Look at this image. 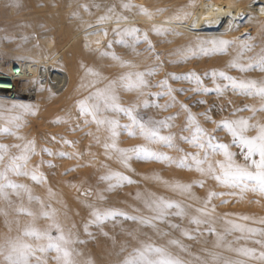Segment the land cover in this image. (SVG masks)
Returning a JSON list of instances; mask_svg holds the SVG:
<instances>
[{"label": "rangeland", "instance_id": "1", "mask_svg": "<svg viewBox=\"0 0 264 264\" xmlns=\"http://www.w3.org/2000/svg\"><path fill=\"white\" fill-rule=\"evenodd\" d=\"M135 1L130 3V0L128 2L126 0H47L43 10L49 13L60 10L57 13V21L65 26L71 22L70 19H77V24L85 20V24L91 23L93 26L102 23L100 20L102 16L118 18L129 13L132 15L142 14L141 6L151 12L156 19L169 18L174 15L172 11L165 9V3L168 0ZM69 2H72V5L70 4V8H67ZM124 3H129L133 7L125 9L122 6ZM109 9H113V11L110 12ZM160 9H164V11L161 12ZM68 10V14L65 13ZM4 12L0 16V58L4 59L5 65H7L14 59L15 52L26 48V43L30 39L27 31L23 29L24 20L15 16L9 9ZM138 29L140 30L139 42L133 36H121V32H115L110 38L113 39V42H109L108 37L104 36L102 38L104 42L101 40L95 42L93 48H90L92 51L75 55L70 51V57H66L58 66V69L67 73L69 77L70 85L67 90H72L79 101L85 100L97 88H104L109 81L118 80L127 72H155V75L145 76L149 86L143 89V94L138 91L119 90L120 103L125 105L124 100L128 97L131 100L130 106L140 105L139 114L141 116L157 121H164L168 117L175 116L176 119L170 121L174 126L171 128L162 127L161 134L174 135L176 147L169 148L162 143L149 144L147 140L137 134L135 137H129L124 139L123 143L121 142L127 148L148 144L151 149L172 157L173 161H178L185 153L197 152L198 149L181 139L182 136L191 134L183 131L188 112L181 105H187L196 115L200 124L222 143L231 144L232 137L226 131L218 130L217 124L206 119L202 115L203 113L210 115L211 119L217 123L225 119L235 120L241 117L252 118L250 123L253 124L264 123V111L255 113L249 110L238 111L245 109L246 106L259 109L264 103L260 98H247L237 93H230L232 92L230 89L227 90L228 93L225 91L222 96L213 91L207 94L198 93L191 90L196 87L194 83L175 80L170 75L195 72L203 78L205 86L213 88L212 79L205 74L211 73L213 70L219 72L218 70L223 71L222 69H224L226 71L228 67L223 68L222 66L224 65L223 60L230 56L228 51L222 56L219 53L198 55L184 60L181 50L188 47L195 48L199 40L207 39L176 34L170 29L161 35L156 34L153 28H148L146 31ZM251 29L248 27L243 33L240 32L238 40H240L239 44L243 46L253 44L250 49L255 51L263 46L254 44L256 36L255 31ZM145 32L148 41L154 47H150L149 43L144 40ZM93 34L96 33L92 31ZM122 39L124 43H121ZM107 43L108 46H106ZM113 53L121 60L130 62L131 66H122L120 61L112 58ZM182 60L183 62H181ZM89 69L99 75H93ZM256 76L259 77L258 74ZM166 79L171 88L175 90L173 92L175 106L170 108L163 106L172 103V96L164 95L157 98L152 95L167 90L155 86ZM216 83L225 84L227 82L217 78ZM180 89H188V91L182 92L179 91ZM35 90L37 95L31 99L28 97L12 99L8 96H0V128L10 127L17 132V135L25 138L18 140L16 136L0 134V144L9 145L10 154L18 155L19 149L11 148V145L34 140L35 154L31 155L24 171L29 173L35 171L38 176L42 174L45 178L36 182L31 179V175L8 174L9 179L13 182L26 185L31 190L33 199L29 201L28 193L23 189H7L8 199L0 197V246L6 245V241L18 237L29 243H37L34 238L23 236V232L26 228L33 226L44 230L51 223L50 220L42 218L40 215L42 211L40 202L42 201L43 210H56V219L63 227L65 234H70L75 241L68 247L72 251V258L76 264H123V261L133 254L134 249L141 248L144 244L163 246L185 264H236L237 261L242 264H264L259 259H251L238 251L241 248L255 249L257 256L261 251H264V234H261L264 232V223L261 222L264 221V195L252 191L242 192L240 188L222 186L210 175H202L194 169L178 167L175 162L143 159L133 162L129 159L127 166L122 162L111 166H99L78 159L64 160L46 157L43 148L47 145L38 135L40 126L36 118L42 110L43 97L45 96L39 86H35ZM145 101L152 106L144 108ZM201 101H206V103H201ZM13 104L33 105L35 114L24 112L19 108L13 109ZM156 104L162 107L157 108ZM101 115L109 118L114 117L122 124L130 123L128 118L123 115L110 116L107 113ZM15 116H19L20 119L13 121L12 118ZM76 116L77 119L80 117L89 118V122H93L91 116L82 115L80 109ZM16 124L20 125L18 129L15 127ZM256 134V130L248 132L249 136ZM179 149H183V151H179ZM231 151L237 153L236 159L239 162H244L239 148L232 145ZM212 159L213 161L223 160V156L217 155ZM50 161L52 163H49ZM36 162H38L37 165H35ZM46 162L49 164L44 165ZM7 163L6 157L5 165ZM120 170L124 174L128 171L138 173L141 179L139 181L132 180V183L124 182L122 186L110 190V184L117 182L104 180L102 177L110 172L120 173ZM63 172L65 174L60 176ZM199 181L203 182V186L197 183ZM177 182L192 185L190 193L182 194L178 190H173L171 185ZM16 191L20 192L19 196L15 194ZM210 192L224 193V195H216L209 200ZM37 197L39 200L36 199ZM159 197L179 202L184 207L186 214L184 216L175 215L176 210L172 209L171 214L165 220H153L155 228L142 224L140 218H152L155 215L149 209L148 204ZM21 208L35 213V218L21 212ZM109 209L118 210L126 213L129 217H137V219H125L124 216H117L100 225L90 223L94 219L92 215L94 210L103 212ZM198 209L204 211L201 212ZM193 217L200 219L202 223L199 225L192 223ZM243 217H248V219H243ZM234 224H240L245 229L254 228L260 231L256 233L240 231L233 228ZM173 225H178V227H173ZM52 233L57 235L55 229H52ZM172 240L179 241V245L170 243ZM79 241H83V243ZM55 256V252L48 253L47 264H57ZM0 264H4L3 256H0Z\"/></svg>", "mask_w": 264, "mask_h": 264}, {"label": "snow or ice", "instance_id": "2", "mask_svg": "<svg viewBox=\"0 0 264 264\" xmlns=\"http://www.w3.org/2000/svg\"><path fill=\"white\" fill-rule=\"evenodd\" d=\"M122 6L125 9L133 7V5L129 3H124ZM109 11L111 12L113 9H109ZM159 11L162 12L164 9H160ZM141 13L149 18L152 17V13L146 8H143V6H141ZM175 18L180 19L179 16ZM107 19H110V17H100L101 22ZM123 19H127V17H123ZM192 27L195 28L196 25L194 24ZM153 30L158 35L169 31L162 26H154ZM139 32L140 30L138 28H129L122 30L120 34L121 36H133L136 41L139 42ZM143 38L149 43L150 47H154L151 45V42L148 41L146 32L143 34ZM121 43H124L123 39L121 40ZM233 43L234 41L216 38L199 40L197 47H188L187 49L181 50V55L184 60H186L198 55L226 54L228 47ZM250 47V45H244L245 50H250ZM112 58L120 61L122 66H131L130 62L121 60V58L114 53L112 54ZM181 62H183V60ZM229 67L236 68L241 72H248L256 68H258L259 71L264 72V54H261L258 59L250 60L247 65L241 64L238 58L233 59L230 62ZM89 72L93 75H99V73L92 72L91 69H89ZM146 75H155V72H127L118 80L109 81L104 88H97L88 98L78 102L82 115H90L93 122L98 126H106L107 130L110 132L111 143H105L104 147L106 149L114 150L125 166H127V162L132 156L143 160L168 161L170 163L175 162L178 167L188 168L189 170L194 169L202 175H210L222 186L240 188L242 192L252 191L264 195V123H250L252 118L241 117L235 120L225 119L217 123L211 119L210 115L203 113L202 115H204L206 119L217 124L218 130L226 131L232 137L231 144L222 143L216 136L212 135L200 124L196 115L191 112L187 105H181V107L188 112L186 126L183 131L191 133L189 136H182L181 139L198 149L197 152L185 153L181 159L173 161L172 157L168 156L166 153L157 152L151 149L148 144L138 145L132 148H119L117 146V139L121 134L120 130L123 129L130 137H135L138 134L147 140L149 144L162 143L169 148L176 147V138L174 135L161 134L162 127L171 128L174 126L170 121L175 120V116L168 117L164 121H157L141 116L139 114V104L124 107L120 103L118 92L121 89L126 91H138L143 94V89L149 86L148 81L145 79ZM170 75L172 79L185 80L189 83H194L196 87L191 90L198 93L207 94L210 91H213L222 96L225 91L230 89L239 95L258 96L261 101L264 102V80L238 79L223 71L217 72L216 70H213L211 73L205 74L212 79L214 84L213 88H209L204 85L203 78L195 72L181 75ZM217 78L226 81L227 83H216ZM155 86L167 90L152 95L157 98L164 95L173 97L172 103L163 107L170 108L175 106V98L173 96L175 90L171 88L170 84H168L167 79ZM179 91H188V89H180ZM201 103H206V101H201ZM151 106L152 105L147 101L143 103L144 108H149ZM155 106L157 108L162 107L159 104H156ZM12 108H19L24 112L35 114L34 106L30 104H13ZM244 110H249L253 113L264 111V103L261 104L259 109H256L253 106H246L245 109H239L238 111ZM104 112H111L116 115L122 114L128 118L130 123L122 125L120 121L114 117L109 118L108 116H102L101 114ZM19 119V116L12 118L13 121H18ZM15 127L18 129L20 125L16 124ZM250 130H256L257 134L249 136L248 132ZM0 134L16 136L18 140L25 139L23 136L17 135V132L13 131L10 127L0 128ZM232 145H235L240 149V154L243 156V163L236 159L237 153L231 151ZM11 148L19 149V154H10V146L7 144H0V166H3L0 167V197L8 199L9 194L6 191L7 189H23L28 193V199L31 201L33 199L31 190L24 184H17L10 180L8 174L12 173L14 175L24 176L31 175V179L36 182L45 179L42 174L38 176L35 171L31 173L24 171L31 155L35 154V141L31 140L23 144H13L11 145ZM44 151L49 155L53 154L50 149H44ZM179 151H183V149H179ZM61 155L63 156L65 154L61 153ZM217 155H222L223 160L213 161L212 158ZM6 157L8 163L5 165ZM189 161H191V163H189ZM102 179L108 181L115 180L117 182L116 184H110V190L117 186H122L124 182H133L129 177L119 172H110L108 175L102 177ZM197 183L200 186H203L202 181ZM171 187L173 190H178L183 194L190 193L192 185L177 182L176 184L171 185ZM15 194L19 196L20 192L16 191ZM216 195H224V193L210 192L208 199L211 200V198ZM36 199L39 200L38 197ZM40 203L42 208L40 213L41 217L50 220L51 223L44 230L34 226L24 230L23 236L34 238L37 242L35 244L26 242L18 237L14 240L10 239L6 241V245L0 246V256H3L4 264H47L46 257L50 252L56 253L54 259L57 261V264H76L72 258V251L68 247L75 241L71 238L70 234H65L63 227L56 219V210H43V202L41 201ZM148 207L155 213V215L152 218H140V222L154 228L156 225L153 223V220H165L167 216L171 214L172 209L176 210L174 213L175 215L184 216L186 214L184 207L179 202L167 200L163 197L152 200L148 204ZM20 211L35 218L36 214L30 210L21 208ZM198 211L203 212L204 210L198 209ZM92 215L94 219L90 221V223L98 225L103 224L109 219H115L117 216H124L125 219H137V217H129L126 213L114 209L105 210L103 212L100 210H94ZM243 219H248V217H243ZM261 222L264 223V221ZM192 223L199 225L202 221L193 217ZM173 227H178V225H173ZM233 228L240 231H248L250 233L260 231L254 228L245 229L244 226L240 224H234ZM52 229L56 230L57 235H53ZM261 234H264V232H261ZM185 235H187V233H185ZM79 242L83 243V241ZM170 243L179 245V241L176 240H172ZM257 243H260V241H257ZM238 251L246 257L259 259L264 262V251H261L258 256L255 249L241 248ZM123 264H185V262L180 258L173 256L163 246L144 244L141 248L134 249L133 254H130L123 261ZM236 264H242V262L237 261Z\"/></svg>", "mask_w": 264, "mask_h": 264}, {"label": "bare ground", "instance_id": "3", "mask_svg": "<svg viewBox=\"0 0 264 264\" xmlns=\"http://www.w3.org/2000/svg\"><path fill=\"white\" fill-rule=\"evenodd\" d=\"M130 1L133 3L135 0ZM44 4H47V0H0V16L9 9L15 16L23 19L25 22L23 29L27 31L30 39L26 43V48L14 53L12 62L9 61L5 65V60L0 58V96L31 99L37 95L35 86L42 88L45 97H43L42 110L36 117L40 126L38 135L47 145L43 149H50L53 153L49 155L44 151V155L51 159H78L99 166L121 163L114 150L104 147L105 143H111L110 132H107L106 127L102 128L95 122H89V118L77 119L79 99L72 90H67L70 85L67 73L58 69L59 64L66 57H70V51L74 55L92 51L90 48H93L98 40L102 41L104 36L108 37L109 42H113V39H110L113 33L124 29L141 28L146 31L154 26H162L180 35L234 41L235 45L231 44L227 50L230 56L223 60L222 67H228L226 71L222 69L223 72L238 79L264 80V72L259 71L258 68L241 72L229 67L233 59L238 58L241 64L247 65L250 60L258 59L260 54H264V0H168L165 3V9L172 11L173 17L156 19L153 16L149 18L143 14L129 13L118 18L107 16L110 19L102 23L98 21V24H92L93 26L91 23L85 24V20L77 24V19L70 18L71 22L65 26L57 21V13L60 10L49 13L43 10ZM70 4L72 5V2H69L67 8H70ZM68 12L69 10L65 11L67 14ZM177 16L180 19H176ZM194 24L195 28L192 27ZM248 27L255 31L254 44L263 46L262 48L255 51L254 49L245 50L244 46L239 44L240 32L243 33ZM91 30L96 34L92 35ZM16 64H23L24 74L11 80L10 77L14 76L11 75V70ZM10 80L13 81V87L9 85ZM130 102L128 97L125 98L123 106H130ZM104 113L110 116L115 115L111 112ZM120 135L117 146L127 148L122 141L130 136L123 130ZM61 153L65 155L62 156ZM138 160L135 156L131 158L133 162ZM49 163L46 162L44 165ZM120 173L131 180L141 179L138 173L128 171L124 174L122 170ZM64 174L63 172L60 176Z\"/></svg>", "mask_w": 264, "mask_h": 264}, {"label": "built area", "instance_id": "4", "mask_svg": "<svg viewBox=\"0 0 264 264\" xmlns=\"http://www.w3.org/2000/svg\"><path fill=\"white\" fill-rule=\"evenodd\" d=\"M11 75H14L11 78V80H14L16 78H19L22 76V74H24V67H23V64H16L13 66V69L11 70ZM9 81V85L11 87H13V81Z\"/></svg>", "mask_w": 264, "mask_h": 264}]
</instances>
